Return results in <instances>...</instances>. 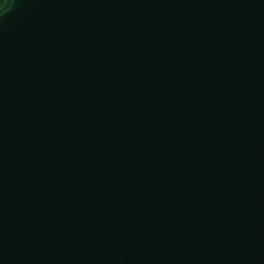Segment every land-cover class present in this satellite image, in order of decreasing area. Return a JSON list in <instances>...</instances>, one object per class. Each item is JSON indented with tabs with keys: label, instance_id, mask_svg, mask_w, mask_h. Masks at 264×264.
I'll return each mask as SVG.
<instances>
[{
	"label": "water",
	"instance_id": "water-1",
	"mask_svg": "<svg viewBox=\"0 0 264 264\" xmlns=\"http://www.w3.org/2000/svg\"><path fill=\"white\" fill-rule=\"evenodd\" d=\"M0 264H264V0H9Z\"/></svg>",
	"mask_w": 264,
	"mask_h": 264
},
{
	"label": "clouds",
	"instance_id": "clouds-1",
	"mask_svg": "<svg viewBox=\"0 0 264 264\" xmlns=\"http://www.w3.org/2000/svg\"><path fill=\"white\" fill-rule=\"evenodd\" d=\"M9 6V0H2L0 2V10L7 11Z\"/></svg>",
	"mask_w": 264,
	"mask_h": 264
}]
</instances>
